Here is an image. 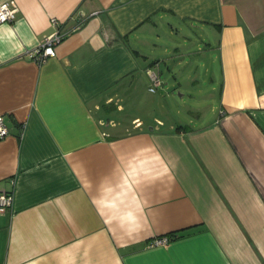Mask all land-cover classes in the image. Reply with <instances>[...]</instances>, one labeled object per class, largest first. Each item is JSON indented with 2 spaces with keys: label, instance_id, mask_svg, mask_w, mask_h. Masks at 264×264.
Segmentation results:
<instances>
[{
  "label": "crops",
  "instance_id": "crops-1",
  "mask_svg": "<svg viewBox=\"0 0 264 264\" xmlns=\"http://www.w3.org/2000/svg\"><path fill=\"white\" fill-rule=\"evenodd\" d=\"M15 1L0 22V264H264V0ZM51 17L83 20L37 63L25 51ZM183 85L215 95L191 105L198 123L153 114L156 92Z\"/></svg>",
  "mask_w": 264,
  "mask_h": 264
},
{
  "label": "built area",
  "instance_id": "built-area-1",
  "mask_svg": "<svg viewBox=\"0 0 264 264\" xmlns=\"http://www.w3.org/2000/svg\"><path fill=\"white\" fill-rule=\"evenodd\" d=\"M17 11L18 5L16 4L15 0L0 2V22L12 21L14 19V16H16ZM82 20L83 19L80 18V21ZM50 21L52 23V26L55 27V30L41 38V42L39 43V45L25 51L27 57L31 58L37 63L45 61L50 56H55L57 45L71 30H74L75 27H77L75 26L72 29L66 31L61 29L60 26H62V23L56 17H51ZM80 21L78 23H81ZM146 72L150 78L149 89L150 91H155L156 87L161 85L159 73L152 67L147 68ZM7 134H9V128L6 126L3 115H0V138L5 137ZM11 197L12 193L10 191L0 190V213L5 212V210H7L11 206ZM166 239L167 237L165 236L156 237L151 240L149 244H161L166 242Z\"/></svg>",
  "mask_w": 264,
  "mask_h": 264
},
{
  "label": "rangeland",
  "instance_id": "rangeland-1",
  "mask_svg": "<svg viewBox=\"0 0 264 264\" xmlns=\"http://www.w3.org/2000/svg\"><path fill=\"white\" fill-rule=\"evenodd\" d=\"M178 75V71H173L170 75ZM181 73H179L180 76ZM164 80V79H163ZM168 81V80H166ZM165 82V80H164ZM185 83V82H184ZM198 89L190 88L185 85L182 87L170 86L165 88L162 92H156L155 95V106H153V114L158 118L163 119L165 122H176V123H186L193 124L198 123L201 110L200 106L197 107L198 111L193 108L194 102L199 100L201 102H206L215 98V95H211L210 92L204 91L206 93L203 96L192 97L191 94L196 93ZM183 95H181V94ZM191 93V94H190ZM194 95V94H193ZM204 106V103L200 104ZM191 108L190 113H187L188 108ZM206 107V106H204Z\"/></svg>",
  "mask_w": 264,
  "mask_h": 264
},
{
  "label": "trees",
  "instance_id": "trees-1",
  "mask_svg": "<svg viewBox=\"0 0 264 264\" xmlns=\"http://www.w3.org/2000/svg\"><path fill=\"white\" fill-rule=\"evenodd\" d=\"M78 24H81V23H78L77 22V24L76 25H74V26H77ZM72 29V28H71ZM72 31V30H71ZM177 232H172V233H168V234H166V235H162V236H165V237H167V239L166 240H171L172 238H174L175 236H177ZM162 236H157V237H162ZM153 240V239H152ZM151 241V240H150Z\"/></svg>",
  "mask_w": 264,
  "mask_h": 264
}]
</instances>
